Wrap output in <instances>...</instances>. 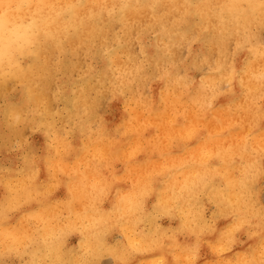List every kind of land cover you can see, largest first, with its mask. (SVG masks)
Masks as SVG:
<instances>
[{
    "label": "clouds",
    "instance_id": "clouds-1",
    "mask_svg": "<svg viewBox=\"0 0 264 264\" xmlns=\"http://www.w3.org/2000/svg\"><path fill=\"white\" fill-rule=\"evenodd\" d=\"M0 264H264V0H0Z\"/></svg>",
    "mask_w": 264,
    "mask_h": 264
}]
</instances>
